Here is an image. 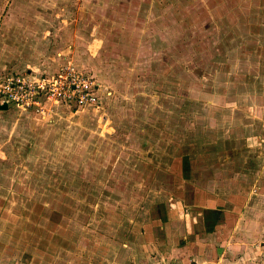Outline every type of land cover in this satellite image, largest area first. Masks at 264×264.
Masks as SVG:
<instances>
[{"label":"rangeland","instance_id":"rangeland-1","mask_svg":"<svg viewBox=\"0 0 264 264\" xmlns=\"http://www.w3.org/2000/svg\"><path fill=\"white\" fill-rule=\"evenodd\" d=\"M263 14L264 0H0V77L71 63L98 81L92 106L46 115L0 100V264H178L165 224L264 118ZM216 209L208 261L264 264L260 219L226 226Z\"/></svg>","mask_w":264,"mask_h":264},{"label":"crops","instance_id":"crops-1","mask_svg":"<svg viewBox=\"0 0 264 264\" xmlns=\"http://www.w3.org/2000/svg\"><path fill=\"white\" fill-rule=\"evenodd\" d=\"M261 104L260 102L259 106H257L259 115L264 114V111H261L264 108H260ZM58 106L61 107L62 105H57L56 108ZM251 121L253 133L246 135L245 139H243V154L240 155L234 149L230 151L228 164L223 161L217 162L219 175L215 179V186L211 190L208 186L204 187V189H209V191L198 190L195 193V190H193L194 195L188 199L190 207L185 205V207L189 208V211L184 214L187 217L184 218L185 223L165 224L166 232L160 236L163 237V241L167 242L168 236L171 237L170 239L173 242H169L173 246L169 250L170 252H178L175 255L178 264H215L212 261H208V258L217 259L215 250L216 248L218 249L219 240L216 242L212 233H207L205 228L206 226H212L214 222L212 214L213 210H217L216 207H222L226 210V226H228L226 220L234 219V225L238 226L240 224L239 219L247 216V220L250 222L260 219L264 227V118L257 116L255 120L252 118ZM225 164H227V167ZM214 192L224 198L212 197ZM224 195L229 198H225ZM238 195L246 198L243 212L235 204L236 196ZM174 204L176 207L179 205L178 203ZM171 206L173 205L171 204ZM171 206L169 204L170 209ZM208 213L210 218L206 215ZM204 217L206 218L205 220ZM160 221L165 222L163 219ZM260 221L259 226L261 225ZM160 225L161 228H164V223ZM261 235L264 236V231L261 232ZM261 239L262 237H257L254 241ZM178 243L179 245H174ZM158 245L156 244L155 247L157 252L154 254V258L163 259L164 261L167 257L164 254V250ZM144 260L151 261L152 258H145ZM191 260L194 262L191 263Z\"/></svg>","mask_w":264,"mask_h":264},{"label":"built area","instance_id":"built-area-1","mask_svg":"<svg viewBox=\"0 0 264 264\" xmlns=\"http://www.w3.org/2000/svg\"><path fill=\"white\" fill-rule=\"evenodd\" d=\"M97 86L98 81L69 63L47 74L16 76L6 73L0 77V100L22 111L44 115L51 104L71 108L92 106L97 98Z\"/></svg>","mask_w":264,"mask_h":264}]
</instances>
